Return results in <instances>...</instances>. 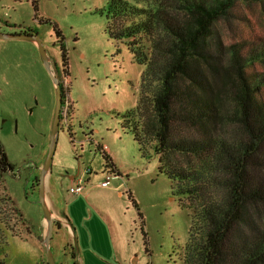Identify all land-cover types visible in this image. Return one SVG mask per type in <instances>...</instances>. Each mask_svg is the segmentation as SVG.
<instances>
[{
    "label": "rangeland",
    "instance_id": "rangeland-1",
    "mask_svg": "<svg viewBox=\"0 0 264 264\" xmlns=\"http://www.w3.org/2000/svg\"><path fill=\"white\" fill-rule=\"evenodd\" d=\"M108 1L37 0V16L34 0H0V33L32 29L28 35L40 36L51 62L49 68L35 37H0V139L16 173L5 177L0 173V251L7 264H50L49 253L56 264H75V254L87 264H191L186 256L189 247H184L195 221L194 204L175 193L179 182L160 173L156 154L143 155L117 114L137 106L145 67L134 62L124 43L109 37L106 16L100 13ZM137 1L143 5L146 0ZM214 32V39L224 46L226 62L232 58L230 47L241 51L246 74L254 83L261 82L258 98L264 100V0H235ZM62 44L70 61L69 74ZM54 76L70 89L74 117L60 124L45 182L52 175L75 234L53 228L44 244L49 230H43L47 214L36 178L41 179L50 151L58 92ZM235 126L223 128L234 136ZM218 128L223 132L221 125ZM183 131L193 133L188 126ZM102 143L127 173L122 178L114 175L110 187L101 186L106 177V160L98 149ZM169 160L214 173L211 164L194 155L178 153ZM86 168L92 169V180L85 193L70 194L71 175ZM224 189L219 185L214 191L221 195ZM260 217L264 225V210ZM198 231L196 226L194 236ZM185 250L188 254L181 261Z\"/></svg>",
    "mask_w": 264,
    "mask_h": 264
},
{
    "label": "trees",
    "instance_id": "trees-1",
    "mask_svg": "<svg viewBox=\"0 0 264 264\" xmlns=\"http://www.w3.org/2000/svg\"><path fill=\"white\" fill-rule=\"evenodd\" d=\"M142 2L109 0L100 13L106 16L109 37L124 43L134 62L145 67L137 106L117 113L123 119L122 127L132 133L144 156L156 154L160 173L180 184L175 193L194 204L195 221L184 247H189V254L185 250L180 255L188 254L191 264H264L261 82L254 83L246 74V61L236 46L229 48L232 58L226 62L222 42L214 39V26L235 0ZM34 8L38 16L37 0ZM54 30L63 40L62 31L58 27ZM62 48L63 65L69 74L64 44ZM61 89L65 105L66 92H71L64 83ZM147 92L150 97L145 96ZM61 120L66 123L63 114ZM224 125H236V135L228 134ZM183 126L193 133L184 135ZM98 149L106 167L121 175L104 146L99 144ZM178 153L201 158L211 164L214 173L173 164L170 156ZM0 173L4 177L16 175L1 139ZM36 185L40 186L39 177ZM219 185L225 188L221 195L214 191ZM130 198L138 207L132 193ZM196 226L198 236H194ZM0 264H7L1 251Z\"/></svg>",
    "mask_w": 264,
    "mask_h": 264
},
{
    "label": "water",
    "instance_id": "water-1",
    "mask_svg": "<svg viewBox=\"0 0 264 264\" xmlns=\"http://www.w3.org/2000/svg\"><path fill=\"white\" fill-rule=\"evenodd\" d=\"M0 37H2V38H34L35 37L36 39H38L40 41L41 53L45 59L47 66L50 68L51 62L49 59V55H48L47 49L43 46V44L41 42L40 36L32 37L28 34H23V33L11 34V35H6V34L0 33ZM54 79H55V82L57 84V89H58V92H57V108H56V114H55V119H54V127H53V133H52V138H51L50 151H49V155H48V158H47L44 170H43V175L40 179L41 194L43 196L42 197V203L46 209V214H47L46 218H48V220H49V228H48L49 232H48V236H47V239L44 242V244H47L49 242L50 235H51L52 230H53V221H52V217H51V212H50V209H49V207L46 203V200H45V187H46L45 177H46V174L50 170L51 163H52L53 157L55 155V151H56V147H57V135H58L60 124H61V114H62V108H63V105H62L63 94H62V89H61V83H60L58 77L54 76ZM49 258H50V264H56L51 253H49Z\"/></svg>",
    "mask_w": 264,
    "mask_h": 264
},
{
    "label": "crops",
    "instance_id": "crops-1",
    "mask_svg": "<svg viewBox=\"0 0 264 264\" xmlns=\"http://www.w3.org/2000/svg\"><path fill=\"white\" fill-rule=\"evenodd\" d=\"M102 145L109 152L108 146L106 144H103V143H102ZM110 154L113 157L114 162L118 165V162L116 161V157H114L112 155V152ZM119 169H120V167H119ZM120 171H121V175H118V178H122L124 174H127L122 169H120ZM78 175L79 174H77V175L72 174L71 175V185L76 181ZM51 178H52V175L50 176V179H49L50 181L48 183L46 182L45 200H46V203H47V205L50 209V212H51V217H52V221H53V228H58L60 231L62 229H69L71 234L74 235L75 234V228L73 226L74 222H72L73 220L70 221V218L68 217L67 212H65V213L63 212L62 206L59 203V195L57 194L54 185L51 183ZM87 179H88V181H91L92 177L88 176ZM71 185H70V187H71ZM121 193L123 194V191H121ZM80 195H82V194H80ZM80 195H74V196H80ZM87 195H89V194L87 193ZM69 207H70V204H69ZM26 222H27V225L30 226L32 229L31 223L28 221H26ZM43 228H44L43 230L47 233L48 228H49L48 218L43 220ZM32 232H33V230H32ZM74 257L76 258L75 264H83V263L87 264V261L83 260V258L80 257L78 254H75Z\"/></svg>",
    "mask_w": 264,
    "mask_h": 264
},
{
    "label": "built area",
    "instance_id": "built-area-1",
    "mask_svg": "<svg viewBox=\"0 0 264 264\" xmlns=\"http://www.w3.org/2000/svg\"><path fill=\"white\" fill-rule=\"evenodd\" d=\"M65 87V84H64ZM65 88H69V87H65ZM64 102L65 105H63L62 108V114H63V118H64V122L68 123V120L72 114V112H74V100L71 96V93H67L66 92V97L64 98ZM61 114V115H62ZM92 169L91 168H86L85 170H81V172L79 173L76 181L71 185V187L69 188V192L73 195H80L85 193L86 189H87V185L89 183L87 177L90 176ZM106 177L105 179L101 182V186L103 187H110L112 184V178L115 175V177H117V173H115L112 169L110 168H105L103 169Z\"/></svg>",
    "mask_w": 264,
    "mask_h": 264
}]
</instances>
